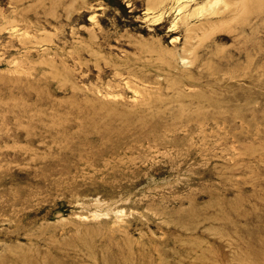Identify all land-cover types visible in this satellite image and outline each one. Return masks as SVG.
Masks as SVG:
<instances>
[{"label":"rangeland","instance_id":"1","mask_svg":"<svg viewBox=\"0 0 264 264\" xmlns=\"http://www.w3.org/2000/svg\"><path fill=\"white\" fill-rule=\"evenodd\" d=\"M0 264H264V0H0Z\"/></svg>","mask_w":264,"mask_h":264},{"label":"bare ground","instance_id":"2","mask_svg":"<svg viewBox=\"0 0 264 264\" xmlns=\"http://www.w3.org/2000/svg\"><path fill=\"white\" fill-rule=\"evenodd\" d=\"M216 1V0H215ZM213 2V1H212Z\"/></svg>","mask_w":264,"mask_h":264}]
</instances>
